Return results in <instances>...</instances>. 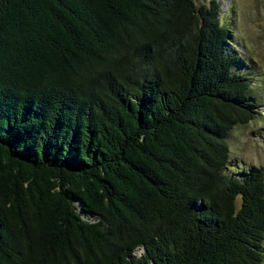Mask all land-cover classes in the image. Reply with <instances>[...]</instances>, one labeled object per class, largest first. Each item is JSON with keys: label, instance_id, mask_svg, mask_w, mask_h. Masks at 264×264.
<instances>
[{"label": "trees", "instance_id": "1", "mask_svg": "<svg viewBox=\"0 0 264 264\" xmlns=\"http://www.w3.org/2000/svg\"><path fill=\"white\" fill-rule=\"evenodd\" d=\"M230 36L218 0H0V264H263Z\"/></svg>", "mask_w": 264, "mask_h": 264}, {"label": "rangeland", "instance_id": "2", "mask_svg": "<svg viewBox=\"0 0 264 264\" xmlns=\"http://www.w3.org/2000/svg\"><path fill=\"white\" fill-rule=\"evenodd\" d=\"M194 1L198 5L209 2ZM218 1L220 21L231 34L230 50L239 56L234 70L249 77V95L259 111L257 118L234 126L228 133L230 158L226 170L237 173L260 166L264 172V0Z\"/></svg>", "mask_w": 264, "mask_h": 264}]
</instances>
